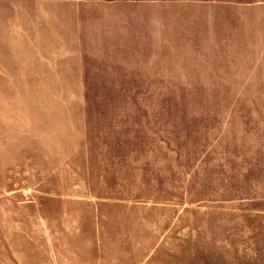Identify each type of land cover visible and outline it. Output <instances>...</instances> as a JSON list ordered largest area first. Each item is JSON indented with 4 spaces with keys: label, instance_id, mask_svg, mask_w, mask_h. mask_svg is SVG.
Wrapping results in <instances>:
<instances>
[{
    "label": "rangeland",
    "instance_id": "obj_1",
    "mask_svg": "<svg viewBox=\"0 0 264 264\" xmlns=\"http://www.w3.org/2000/svg\"><path fill=\"white\" fill-rule=\"evenodd\" d=\"M225 18L0 62V264H264V13Z\"/></svg>",
    "mask_w": 264,
    "mask_h": 264
},
{
    "label": "crops",
    "instance_id": "obj_2",
    "mask_svg": "<svg viewBox=\"0 0 264 264\" xmlns=\"http://www.w3.org/2000/svg\"><path fill=\"white\" fill-rule=\"evenodd\" d=\"M248 11L264 13V0H0V62H53L81 55L85 39H96L104 27L114 30L132 16L151 20L155 30L168 24L179 46H221L224 42L210 38H220L216 27L226 23V14ZM253 21L241 19L246 27ZM196 38L202 40L191 42Z\"/></svg>",
    "mask_w": 264,
    "mask_h": 264
}]
</instances>
